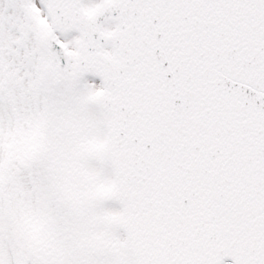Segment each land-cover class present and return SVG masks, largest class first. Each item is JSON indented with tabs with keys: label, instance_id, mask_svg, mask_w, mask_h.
<instances>
[{
	"label": "snow or ice",
	"instance_id": "snow-or-ice-1",
	"mask_svg": "<svg viewBox=\"0 0 264 264\" xmlns=\"http://www.w3.org/2000/svg\"><path fill=\"white\" fill-rule=\"evenodd\" d=\"M0 264H264V0H0Z\"/></svg>",
	"mask_w": 264,
	"mask_h": 264
}]
</instances>
